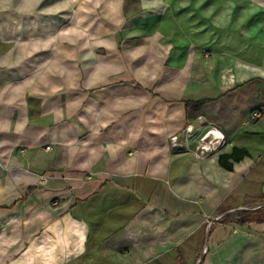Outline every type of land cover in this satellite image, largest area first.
I'll list each match as a JSON object with an SVG mask.
<instances>
[{"label": "crops", "instance_id": "crops-1", "mask_svg": "<svg viewBox=\"0 0 264 264\" xmlns=\"http://www.w3.org/2000/svg\"><path fill=\"white\" fill-rule=\"evenodd\" d=\"M36 1L0 0V264H264V0L103 1L86 45L15 32Z\"/></svg>", "mask_w": 264, "mask_h": 264}, {"label": "rangeland", "instance_id": "rangeland-1", "mask_svg": "<svg viewBox=\"0 0 264 264\" xmlns=\"http://www.w3.org/2000/svg\"><path fill=\"white\" fill-rule=\"evenodd\" d=\"M102 0L97 5H93L90 2V0H80V2L75 5L73 3V0L68 1H62V0H37L36 1V12L33 15V12L30 11L29 14L32 15V17L36 16V21H32V17L29 20H25L27 15H22L18 18V23H16L15 32L20 33L24 36V34L29 35V38H32L36 40L37 42H43L48 39H54L53 37H56L57 34L60 32L67 31V36L64 39V43L67 41L68 43L75 42V34L76 31L78 32H84V42L86 45V37H89V31L92 29V22H90L91 16H97V15H103L106 13V6H104L102 3ZM176 1H183V0H171V5L169 6L168 13L171 14L172 10L174 8V5H176ZM81 3L84 4V6H79ZM51 5V6H50ZM92 5V6H91ZM13 6H4V9L1 11L3 14L11 15L12 14V8ZM112 8V7H111ZM22 10V7L20 8ZM80 9V10H79ZM83 10V12L81 11ZM93 10V12H92ZM133 10H135V6H133ZM27 13V12H26ZM99 13V14H98ZM83 15L84 21H81V17H78L80 15ZM107 15L106 17H108ZM23 17V18H22ZM203 22H201L202 24ZM5 26L10 25L9 27H12L13 23L6 22L4 23ZM96 25V24H95ZM109 26L107 23L102 22L100 24V29L103 31L105 29H108ZM12 28H9L11 36V30ZM29 34H28V33ZM72 32V33H70ZM88 33V34H87ZM17 35V33H15ZM56 34V35H55ZM17 38H15L16 40ZM31 39V40H32ZM57 39V37H56ZM11 41V37L8 39ZM22 40V36L19 38V41ZM17 41V40H16ZM90 39H88V42ZM69 45V44H68ZM72 45V44H70Z\"/></svg>", "mask_w": 264, "mask_h": 264}, {"label": "built area", "instance_id": "built-area-1", "mask_svg": "<svg viewBox=\"0 0 264 264\" xmlns=\"http://www.w3.org/2000/svg\"><path fill=\"white\" fill-rule=\"evenodd\" d=\"M261 116V111L255 110L252 113V117L258 118ZM195 135V126L193 124H189L186 127L185 131V140H181L179 135H173L171 137V144L173 147L178 148H187L188 140L190 137H193ZM225 140V135L217 128L213 127L206 132H204L197 141L196 147L193 149V154L196 158H203L207 156L209 153L217 149L222 142ZM223 215L216 216L217 220L223 219ZM213 220H208L207 224H212Z\"/></svg>", "mask_w": 264, "mask_h": 264}, {"label": "trees", "instance_id": "trees-1", "mask_svg": "<svg viewBox=\"0 0 264 264\" xmlns=\"http://www.w3.org/2000/svg\"><path fill=\"white\" fill-rule=\"evenodd\" d=\"M200 102H204V100H200ZM249 152L246 148H235L234 151L230 154H221L219 157V161L221 163V165H223L224 167L228 168V169H232L233 168V161H231V159L233 160H240L242 159L244 156L248 155ZM238 213V212H237ZM235 213V214H237ZM249 220H259L262 221L264 220V206L261 208H258L255 211H242L239 212V218H237V222L238 223H246Z\"/></svg>", "mask_w": 264, "mask_h": 264}, {"label": "water", "instance_id": "water-1", "mask_svg": "<svg viewBox=\"0 0 264 264\" xmlns=\"http://www.w3.org/2000/svg\"><path fill=\"white\" fill-rule=\"evenodd\" d=\"M264 190V189H263Z\"/></svg>", "mask_w": 264, "mask_h": 264}]
</instances>
